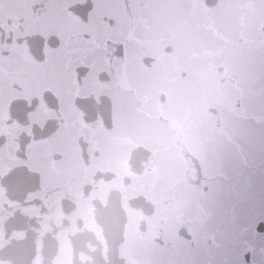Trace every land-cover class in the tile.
Here are the masks:
<instances>
[{
	"label": "flooded vegetation",
	"instance_id": "1",
	"mask_svg": "<svg viewBox=\"0 0 264 264\" xmlns=\"http://www.w3.org/2000/svg\"><path fill=\"white\" fill-rule=\"evenodd\" d=\"M179 8L0 0V264H264V112L249 156L227 70L264 68V0ZM206 25L224 101L199 109Z\"/></svg>",
	"mask_w": 264,
	"mask_h": 264
},
{
	"label": "rangeland",
	"instance_id": "2",
	"mask_svg": "<svg viewBox=\"0 0 264 264\" xmlns=\"http://www.w3.org/2000/svg\"><path fill=\"white\" fill-rule=\"evenodd\" d=\"M170 1L175 2L178 6V10L176 11L177 16L179 13L183 14L186 10V8H179V6L181 7L182 5L184 7L185 4L186 6H189V0ZM203 16V14L199 13L200 20H203ZM206 21L207 20H204L203 23H205ZM181 45L183 49L191 46L192 50H197L198 54L204 56V71L200 73L198 77V98L203 99L200 100V103L203 105H199L198 108L201 109L206 104L211 103H213L215 108H219V106L223 107L222 103L224 100L219 99L220 96L218 91V79L220 75L216 72L215 67L224 64V58L223 55H219L213 61H209L210 58L207 57V55L212 54L214 50H218L222 43L217 41L216 37H214L213 34L210 33L209 26L206 25V27H199L198 32L195 35H192L189 39L188 37L183 36ZM262 55L264 56V50L262 51ZM248 59L249 58H247V60ZM229 66L230 67H227L228 72L231 73V75L237 80L238 84L241 86L240 90L242 93L241 97L243 103L241 107V114L247 118L246 121H238L239 127L231 131L230 135L232 137L238 136L239 133L243 132L242 135L240 134V145L243 150L247 147V153L249 156H251V152L249 151L251 149H249V146H254L256 143V140L250 137L251 132H255L258 136V112H264V99H260L261 97L258 96V93H255L253 90L254 88H259L258 81H255V75L260 72V69L264 70V68H260L261 66L259 65L255 66L250 63L243 62L239 64H230ZM262 83V92L260 93H264L263 80ZM230 103L231 108L234 109L236 107V99H230ZM246 134L247 138L245 139ZM259 147L262 148V145H259Z\"/></svg>",
	"mask_w": 264,
	"mask_h": 264
}]
</instances>
